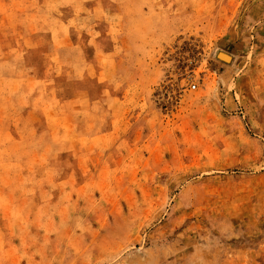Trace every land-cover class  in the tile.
I'll list each match as a JSON object with an SVG mask.
<instances>
[{
  "label": "rangeland",
  "instance_id": "1",
  "mask_svg": "<svg viewBox=\"0 0 264 264\" xmlns=\"http://www.w3.org/2000/svg\"><path fill=\"white\" fill-rule=\"evenodd\" d=\"M0 264H264V0H0Z\"/></svg>",
  "mask_w": 264,
  "mask_h": 264
},
{
  "label": "bare ground",
  "instance_id": "2",
  "mask_svg": "<svg viewBox=\"0 0 264 264\" xmlns=\"http://www.w3.org/2000/svg\"><path fill=\"white\" fill-rule=\"evenodd\" d=\"M222 55V56H221ZM220 55V58L222 57V58H224L225 60H227V61H230V58H228L226 55H223V54H221ZM51 89V88H50ZM52 90V89H51Z\"/></svg>",
  "mask_w": 264,
  "mask_h": 264
},
{
  "label": "built area",
  "instance_id": "3",
  "mask_svg": "<svg viewBox=\"0 0 264 264\" xmlns=\"http://www.w3.org/2000/svg\"><path fill=\"white\" fill-rule=\"evenodd\" d=\"M193 88H195V86Z\"/></svg>",
  "mask_w": 264,
  "mask_h": 264
},
{
  "label": "water",
  "instance_id": "4",
  "mask_svg": "<svg viewBox=\"0 0 264 264\" xmlns=\"http://www.w3.org/2000/svg\"><path fill=\"white\" fill-rule=\"evenodd\" d=\"M220 56V55H219Z\"/></svg>",
  "mask_w": 264,
  "mask_h": 264
}]
</instances>
